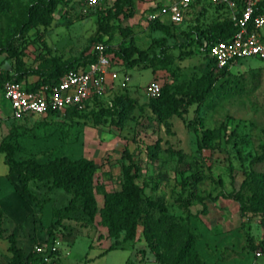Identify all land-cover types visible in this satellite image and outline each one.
Listing matches in <instances>:
<instances>
[{
  "label": "rangeland",
  "instance_id": "obj_1",
  "mask_svg": "<svg viewBox=\"0 0 264 264\" xmlns=\"http://www.w3.org/2000/svg\"><path fill=\"white\" fill-rule=\"evenodd\" d=\"M15 1L16 6L9 2L0 13V41L19 19V9L48 0ZM78 1L68 0L66 5L57 6L49 16L47 28L38 24L13 40L15 54L12 57L5 52L0 54V73H26L22 82L31 86L38 76L29 72L37 69L44 60L81 61L92 53L97 35L106 27L107 34L103 39L107 40V49H120L131 44L148 53L157 52L154 41L162 35L150 30L145 21V10L157 0H133L131 19L109 18L101 26L98 23L101 12L94 13L91 9L89 15L82 16ZM112 1L101 0L102 5L96 9L108 11ZM195 16L196 12L190 9L183 18L185 25L179 29L196 26L192 28L194 31L215 20V13L210 8L197 21ZM178 31L174 30L173 37L166 39L171 73L157 71L152 74L149 69L124 70L120 64L115 66L114 71L118 74L114 84L119 85L125 74L122 89L135 103L119 126L115 124L118 122L115 116L95 122L89 111H97L98 107L91 104L85 106L78 117L69 119L65 115H33L12 121L9 105L0 94V142L9 133H14L9 142L15 146V160L33 159L40 163L58 157L91 160L96 166L93 180L100 188L94 193L98 208L103 192L119 190L121 165L132 163L138 169L135 183L143 195L151 200L160 198L170 215L188 224L195 237L200 264H264V226L257 216L241 217L238 204L226 198L240 189L249 173L264 171V163L259 161L264 156V61L241 59L213 83L210 95L200 105L204 113L203 127H221L230 133V138L228 142L220 138L210 142L208 148L197 151L196 136L189 128L193 125L195 104L187 107L182 119L172 117L169 120L168 133L145 107L148 98L144 88L150 81H156L161 87L186 84L207 71L208 59L195 45L179 46L186 37ZM213 73H216L215 69ZM114 84L99 99L103 105L124 93ZM156 140L159 150L156 158L151 160L146 148ZM126 152L130 159L124 156ZM5 171L0 154V175ZM28 186L40 203V214L35 217H32V204L22 205L13 194L3 195L8 188L0 187V207L4 212L0 222V264H9L10 255L5 250L8 243L4 237L13 234L19 249L25 253L27 229L36 230V223L40 224L41 237H45L48 230L49 240L58 242L53 264H158L153 251L142 240L139 226L132 241L118 243L105 252L113 240L105 238V230L100 227L97 217L91 225H83L75 212L71 218L56 222L52 214L66 205L69 195L61 190H46V184L39 182H31ZM197 198L203 199L205 214L200 213L202 206ZM14 208L18 212L15 215ZM28 238L32 249L36 234L32 233ZM178 246L173 247V254Z\"/></svg>",
  "mask_w": 264,
  "mask_h": 264
},
{
  "label": "trees",
  "instance_id": "obj_2",
  "mask_svg": "<svg viewBox=\"0 0 264 264\" xmlns=\"http://www.w3.org/2000/svg\"><path fill=\"white\" fill-rule=\"evenodd\" d=\"M68 0H48L47 2L36 1L25 5L19 9V19L6 32L5 37L0 41V54L5 52L9 57L14 56L13 40L22 37L30 28L41 25L47 28L50 24V14L57 6L66 5ZM237 9L241 7L242 0H233ZM15 0H0V13L3 12L8 4ZM103 3V2H102ZM94 13H100L98 19L99 26L108 21L129 20L134 15L133 0H113L108 11L96 9ZM264 7V0L259 4ZM158 8H147L145 14ZM212 9L215 13V20L211 25L201 29H179L184 23L172 25L168 21L156 19L147 22L150 30L158 32L161 38L154 41L158 48L157 52L148 53L140 50L134 45L129 44L120 49H106L105 53L112 67L122 65V69L129 70L133 68L149 69L152 74L157 71L170 72V58L167 55L168 47L166 39L173 37V31L179 30V34L186 37L180 42L181 47L188 48L195 45L205 58L208 59L205 68L207 71L203 76L192 79L186 84L160 86L158 97L147 99L145 107L151 115L161 123L166 133L169 129V120L172 117L181 118L186 113L188 106L195 104V117L192 119L190 130L196 136V149L201 151L208 148L210 142H215L223 138L225 142L229 141L230 133L225 129L205 128L203 127V111L200 108L201 103L210 95L213 83L226 74L227 68L216 70L214 62L208 57V48L215 42L228 39L235 31L232 22L229 19L228 11L221 5H211L195 2L190 6L191 10L196 12L195 21L202 17L206 9ZM238 13V10H237ZM90 14V11L87 15ZM185 28V27H184ZM107 27L97 35L95 44L101 43L107 46V40L103 39L107 34ZM126 33L125 30H121ZM182 54H187L182 51ZM94 61V54L78 60L63 61L61 59L44 60L37 69L29 72L31 75L38 76L31 86L23 84L26 91L34 90L42 85L55 83L57 79L68 70H78L84 68L87 64ZM216 73H213V70ZM26 73H17L7 75L0 73V89L2 83L11 80L17 83H23L22 77ZM156 82V81H155ZM123 90V89H122ZM124 91V90H123ZM100 100L93 99L89 104L98 107L97 111H89V116L99 122L103 118L116 117L119 122L123 120L135 106L132 98L124 91L111 99V102L103 105ZM66 118L78 117L80 111L69 109L64 114ZM48 116H53L48 114ZM15 121V120H14ZM222 132V133H221ZM14 137V133H9L0 142V153L3 154V163L8 169V174H14L21 185V194L32 201L40 212V203L35 194L28 188L29 183L39 182L46 184V190H61L69 195L65 206L60 210L54 211L52 217L56 222L71 218V214H79L80 222L83 225H91L95 217L98 218L100 227L105 230V238L113 240V243L105 250L113 249L118 243L130 242L135 238L137 227H140L142 240L150 251H153L155 263L158 264H200L195 251V237L190 232L188 224L181 218L170 215L160 198L149 199L142 193L141 188L135 183L137 167L132 163L121 165V183L118 191L111 193H102V203L98 208L94 198V193L100 188L94 183L93 177L96 166L91 160L85 158H76L70 160L66 157H58L52 160L40 163L33 159L15 160V146L9 141ZM159 150V141L156 140L153 145L146 148L149 159L153 160ZM128 159L130 156L125 153ZM264 163V156L259 158ZM198 179H194L197 181ZM226 198H231L238 204V211L241 217L257 216L258 222L264 226V171L260 173L251 172L241 182L240 189L233 194H228ZM213 200V199H212ZM202 206L201 214H205V205L202 198H197ZM1 218V212H0ZM2 230L0 229V236ZM121 235V238L119 236ZM50 233L45 231V241L52 244L49 240ZM8 246L6 252L10 254L9 264H41V256L29 252L25 258H22L20 249L16 248L14 236L8 234L4 237ZM49 241V242H48ZM51 241V242H50ZM179 244L177 252L173 254V247ZM160 250V251H159Z\"/></svg>",
  "mask_w": 264,
  "mask_h": 264
},
{
  "label": "built area",
  "instance_id": "obj_3",
  "mask_svg": "<svg viewBox=\"0 0 264 264\" xmlns=\"http://www.w3.org/2000/svg\"><path fill=\"white\" fill-rule=\"evenodd\" d=\"M221 5L229 13V19L235 28L234 33L224 41L213 43L207 55L214 62L216 70L230 69L244 58H256L264 61V7L262 0H242L237 9L233 0H157L149 8L154 11L145 15V21L156 19L178 25L190 11L195 2ZM101 0H79V14L86 16L88 12L100 4ZM238 10V13H237ZM107 47L101 43L94 44L92 53L94 61L78 70H68L55 83L42 85L34 90L26 91L22 83L7 80L2 83L1 94L10 108L11 120H20L33 115H64L69 109L81 111L93 99L99 100L106 90L112 87L116 79V71L111 66L105 53ZM125 77L118 88L125 87ZM160 86L150 81L144 88L148 99L158 97ZM58 242L48 244L45 240L37 242L31 252L41 256V264H53ZM23 264V263H21Z\"/></svg>",
  "mask_w": 264,
  "mask_h": 264
},
{
  "label": "crops",
  "instance_id": "obj_4",
  "mask_svg": "<svg viewBox=\"0 0 264 264\" xmlns=\"http://www.w3.org/2000/svg\"><path fill=\"white\" fill-rule=\"evenodd\" d=\"M116 74H118V73H116ZM123 75H124V77H125V74H123ZM22 84H23V83H22ZM0 94H1V89H0ZM1 97H2V94H1ZM2 98H3V97H2ZM9 118H10V116H9ZM25 118H27V117H25ZM10 119H11V118H10ZM22 119H24V118H22ZM12 121H14V120H12ZM0 154H1V153H0ZM1 156H2V163H3V154H1ZM3 165H4V163H3ZM4 166H5V165H4ZM5 168H6V171L3 172V174L0 175V187H1V185L5 186L4 188H8V192H7L6 194H3V195H5V196H10V195L13 194V195L15 196V198H16L15 200L18 201V202H21L22 205H25V204H27V203L32 204V206H33V210H34V214L32 215V217H35V215L38 216V214H40L38 208H36L35 205H34V203H33L32 201L28 200L27 197H26L25 195H22V194H21V185H20L19 182L17 181V177H16V175H14V174H8V169H7L6 166H5ZM0 189H1V188H0ZM0 212H1V218H2L4 212H3V210L1 209V207H0ZM12 212L14 213V215H15L16 213H18V212H17V208H14V209L12 210ZM13 213H12V214H13ZM17 215H18V214H17ZM1 218H0V222H1ZM33 219H35V218H33ZM36 226H37L36 230H35L34 228H29V229H27V233H26V237H25L26 244H27L26 252L23 253V252L21 251V249H20V251H21V253H22V258H25V256H26L29 252H31L30 241H29L28 235H30V234H32V233H35V234H36V240H35V243H37V242H41V241L45 240V237H41V236H42V233H41V231H40V229H39L40 224H37V223H36ZM30 227H31V226H30ZM0 229H1V228H0ZM1 235H2V234H1ZM12 235H13V234H12ZM13 236H14V235H13ZM14 240H15L16 248L19 249L18 244H17V242H16V237H15V236H14ZM6 248H7V247H6ZM6 248H5V250H6ZM6 254H7V255H10V254H8V253H6Z\"/></svg>",
  "mask_w": 264,
  "mask_h": 264
}]
</instances>
